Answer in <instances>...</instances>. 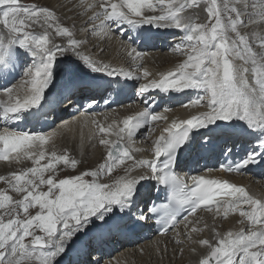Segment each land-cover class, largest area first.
<instances>
[{
    "label": "snow or ice",
    "instance_id": "6c2138e0",
    "mask_svg": "<svg viewBox=\"0 0 264 264\" xmlns=\"http://www.w3.org/2000/svg\"><path fill=\"white\" fill-rule=\"evenodd\" d=\"M239 2L244 3L245 0ZM202 5L207 12V22H195L196 12L184 15L187 9H200ZM85 7L99 9L94 10L89 18L92 24L90 31L105 38L117 34L116 29L120 25L136 28L150 24L174 27L186 33L182 37V42H187L185 48L181 49L179 44L175 46L186 58L174 69L161 72L158 78L141 83L139 94L144 96L154 90L164 93L201 90L203 95L183 106L200 107L203 104L207 110L188 119H173L164 127L151 141L152 159H137L131 145L136 142L140 129H147L143 134L147 139L152 122H167L168 116L164 113L168 109L155 112L145 107L124 118L122 127L116 121L105 127L93 119L92 123L101 134L99 144L107 148L104 162L96 169L63 178L58 175L63 168L58 166L76 169L79 161L66 152L58 155L57 151L51 150L49 154L45 146L56 136L55 131L30 133L4 127L0 130V160H8L14 153L15 160H32L34 166L12 172L11 178L0 175V180L21 194V198L14 200L6 190H0V210H3L0 211V264H24L33 258L39 264H57L58 259L65 255L87 254L92 245L104 243L106 228L128 227L113 223L109 213L116 206L121 211L130 209L137 185L150 177L167 186L170 193L166 202L149 208V212L158 217L157 223L165 233L180 222L178 217L181 214H184L182 219L188 221L189 216L202 206L209 211L214 207L216 215L223 217L239 212L240 217L249 222L247 230L241 227L236 232L227 231L223 235L217 232L215 244L208 239L199 240L200 244L210 248V254L199 260V264H264V199L228 180L210 179L202 174L181 176L175 171L179 149L188 143L193 130L206 128L217 121L240 120L253 132L264 134V52L254 51L248 37L238 30V25L243 23L241 12L235 6L229 7L227 2L221 6L218 0H98L96 4H86ZM157 9L159 14H156ZM259 14L264 18V8ZM96 21H99V33H96ZM34 26L42 31L32 30ZM0 27L7 30V35L0 32V47L19 45L39 57L26 70L25 79L19 85L3 89L9 102L2 107L0 118L40 105L55 79L58 57L68 54L77 57L92 71L113 78L143 80L152 75L139 63H136L137 71L143 70L137 74V71L94 60L81 51L85 42L73 38L74 33L68 27L60 26L55 12L49 7L23 4L20 0H0ZM53 33L67 37L66 43L52 42L50 37ZM260 45L264 48V37L260 38ZM121 47L133 62L143 59L144 54L135 47L123 43ZM4 59L5 56L0 54V63ZM237 60L243 63H235ZM248 64L253 66V82L247 76L250 71ZM21 90L24 91L23 96L19 94ZM94 103L91 101L88 106ZM67 127L69 121H63L61 128ZM113 133L115 140L105 138V134ZM259 147L264 149V138L259 140ZM161 157L166 159L161 161ZM261 158H264V152L253 151L235 165L227 163L220 167L228 172H240ZM126 160L133 163L131 167L124 168V175L111 182H101L102 177L110 176ZM136 168H147L149 173L130 175ZM44 187L47 190H43ZM93 217L101 221L95 226L99 231L90 236L86 244L73 243L76 234L84 233L93 223ZM138 219L147 220L148 216L141 214ZM240 223L243 224L244 220ZM36 230L42 234H37ZM191 231L200 229L192 228ZM188 235L191 238V233ZM29 237L30 241L25 243ZM70 264H73L71 260Z\"/></svg>",
    "mask_w": 264,
    "mask_h": 264
},
{
    "label": "bare ground",
    "instance_id": "6f19581e",
    "mask_svg": "<svg viewBox=\"0 0 264 264\" xmlns=\"http://www.w3.org/2000/svg\"><path fill=\"white\" fill-rule=\"evenodd\" d=\"M22 1L26 2L32 0ZM22 1L21 3H23ZM228 1L231 7L235 6L241 12L240 19L243 21V23L238 26V30L240 31V33L248 37L249 43L254 51H256L257 53L264 52V48H262L260 45V38L264 37V18H262L259 14L261 8H264V3H262V0H245L244 3H240L239 0ZM25 2L23 4H25ZM36 2V5L39 3L40 6L49 7L52 11H54L58 18L59 25L62 27H68L71 31H73V38L84 41L85 43L81 46V51L91 56L94 60L109 64L112 67H124L131 71H137L136 63L142 64L143 68H146L152 74L150 77L143 79V82H148V80L150 79L158 78L161 72H166L168 70L174 69V67L178 63L182 62L186 58L185 55L183 57H176L172 53H169L168 50H164L161 48H145L143 45V48H139L138 46L135 47L139 52H142L144 54L143 59L137 62H133L131 58L126 54L125 48L121 47V44L123 43L124 45H130V43H132L133 40L136 39L137 33L134 29L130 30V43H128L121 37L120 33L122 32L119 30L120 27L116 29L117 34H114L111 38H105L90 31V29L92 28V24L89 23V18L93 15L94 10L98 11L99 9H87L85 5L96 4L98 0H39ZM113 2H117V0H113ZM224 2L225 0H218V3H220L221 6H223ZM188 12L190 14L196 12L197 15L202 17L204 20L207 17V12L203 5L200 9H195L191 12L188 10ZM156 14H159V9L156 10ZM95 23L96 33H99L101 31V29L99 28V21H96ZM142 29L143 35L156 33V30H154L151 25H143ZM33 30L36 32L42 31V29H40L38 26H34ZM0 32H3L5 35H7L6 29H2V31ZM50 39L52 40V42L58 44L66 43L67 41V37L55 36L54 33L51 35ZM5 48H7L6 45L0 47V54L3 55V50ZM11 52H14V49ZM63 58L65 60H63L61 63H56V72L57 69L66 71L70 68L80 66L82 69L92 73L89 74V77H98L101 75V72L97 73L92 71L74 55L68 54L63 56ZM34 62H36V60ZM235 63L241 64L243 62L237 60L235 61ZM247 67H249L250 69L249 73L247 74L248 79L250 82H253V72L251 71L253 66L251 64H248ZM142 70L143 69L137 71V74H140ZM9 74H12V72L10 71ZM24 79L25 77L20 79L19 81H15L16 83L13 82V85H19ZM107 79L110 80V83L119 82L117 78L116 80H111L110 78ZM130 81L136 82V80ZM71 88L72 86L63 87L60 91L48 97L47 100L45 99L47 98V95L44 96L45 98L40 103V105L43 106V109L40 110V115H42L40 120L45 121V123L47 124L46 129H43L41 127L37 129L36 126L35 129L25 128L24 130L25 132L30 133L45 134L55 131L57 133L56 136L49 141L48 145L45 146L49 153L51 150L57 151L58 155L66 152L71 157L79 161L78 165L80 163H87L89 165H93L92 167H94L98 163L105 160L107 148L99 144L101 134L99 133L96 124L92 123V120L94 119L93 117L87 114L86 116H84V118H82L79 117V115L71 113L74 110L72 99L74 97L85 98L90 91L85 87H74L72 90ZM70 90V98L62 105V107H67V109L63 110L61 108V105L59 106L61 102L60 97H63V95L67 94ZM19 94L23 96L24 91L21 90ZM177 94L178 92H173L172 98L178 100L177 98L179 97L176 96ZM148 96H150L149 93H146L143 97ZM193 96L194 94L191 92L184 97L195 99ZM96 97L97 95H95L91 100H95ZM8 102L9 98L7 94L4 93L3 89L0 90V103L3 106H6ZM144 108L145 105L142 103L141 99L138 98V96H133V98L128 100V102L118 104L115 109L110 108L106 112L97 114L95 120L100 125L105 127L112 124L113 121H116L117 124L122 127V121L124 118H126L128 115H133L137 112H140ZM31 109L27 110L28 114L26 115V117H28L32 113ZM206 110L207 108L202 104L196 111H193L191 113H189L188 110L184 111L182 107L173 109L166 115L170 120L190 115L189 117H185L186 119H188L191 117V115ZM63 121H69V127L61 128V124ZM234 121L237 123L240 120H233L231 122ZM218 122L219 124H222L224 121ZM231 122L224 123L228 124ZM241 122L246 124L244 121ZM216 124L217 123L208 125L206 128L215 126ZM162 127L163 124L159 122L153 125L147 139H145L143 136L144 132L147 129H140L137 132V135L135 137L136 142L131 145L132 153L137 159H140L142 154L146 159L154 157L152 147H150L151 143H149V139L153 137L151 136L153 128L161 130ZM255 133H258L259 138L262 137V133ZM105 138L111 140L116 139L114 133L112 135L105 134ZM241 141L245 144L248 142L246 139H241ZM256 145H259V141L255 140L249 144L248 148L255 147ZM15 155L16 154H13L12 157L6 162H0V175H8L10 172L16 171L17 167H20L19 163L21 160H15ZM132 163L133 161H125V164L115 169L112 174L118 175L121 172V175H124V168L131 167ZM61 166L62 165H60V168H63ZM140 171L141 168H136L130 173V175L135 176L140 173ZM47 175L48 174L46 173V176ZM237 180L240 181V179ZM242 181L250 184V187L252 189L262 192V195H264V181L259 179L251 180L250 182L247 179H243ZM140 196L141 199L144 200L146 198V190L141 191ZM149 196L151 195L149 194ZM142 206L143 205H141V203L140 206L137 205V207L140 208ZM117 207L118 206L114 207L113 209ZM244 207L247 208V206ZM214 211L215 208L208 213H201L204 214V216L196 215V217L198 216L196 221L195 219H193V221L189 223V225L187 221L182 226V229L175 234L174 239H171L169 236L154 237L153 235H150L147 238H140L138 241L129 243L124 240H116V236L114 235V228H112L111 230L106 228L104 230L106 232L105 240L104 243L101 244V247L110 245L112 247V251L109 252L108 255H106L107 258L102 259V262H104L101 263L99 261V263L98 261L86 259L85 261H81L79 263L73 262V264H199V260L210 254V248L206 245L200 244L199 240L208 239L210 237L212 243L215 244L217 232L223 235L227 231L236 232L241 227L245 228V230H247L249 227V222L246 220V218L240 217L239 212H231L227 217H223L216 215V212ZM121 212H124V214H122L121 216L120 223H124V221L129 219L131 215L135 214V210H131V208ZM242 219L244 220L243 224L240 223ZM213 224L220 227L219 229L215 228V232L209 236L210 227ZM192 228L200 229V231L192 232ZM97 231H99L98 228L95 229V233ZM189 233H191V238H189ZM177 241H179V243ZM193 249H195V251H193ZM94 250L96 252L95 247ZM100 257L101 256L96 253H94L93 255V258L96 260H99ZM24 264H39V262L35 258H33L32 260L24 261ZM62 264H70V260L65 261V263Z\"/></svg>",
    "mask_w": 264,
    "mask_h": 264
},
{
    "label": "rangeland",
    "instance_id": "374dc122",
    "mask_svg": "<svg viewBox=\"0 0 264 264\" xmlns=\"http://www.w3.org/2000/svg\"><path fill=\"white\" fill-rule=\"evenodd\" d=\"M22 0H20V2H21ZM36 1H39V0H32V1H22L23 3L25 2V4H35V3H37ZM225 2H229L228 0H225ZM38 6H40V4L38 3L37 4ZM228 6L229 7H231V5L228 3ZM187 10H189L190 12L191 11H193V9H187ZM233 15H235V14H233ZM197 18L200 20V21H202V23L203 22H207V17L205 18V20L202 18V17H200L199 15H197ZM1 30L0 31H2V29L3 28H0ZM33 30V29H32ZM12 46H14V52H19L20 50H22V48L23 47H20L19 45H12ZM6 47H8L7 45H6ZM16 48H18V49H20V50H17ZM264 51V50H263ZM27 52H29V51H27ZM30 53V52H29ZM72 57V56H71ZM70 57V58H71ZM69 58V59H70ZM63 60H65L64 58H63V56H61V57H58V59H57V62H59V63H61ZM68 62V61H67ZM81 69V70H80ZM98 73V72H97ZM89 74H92L91 72H89V71H87V70H84V69H82L80 66H78V67H73V68H70L69 70H66V71H63V70H58L57 69V72H56V74H55V79L52 81V84L50 85V87H49V89L47 90V92L48 93H50V94H48L47 95V98H45L46 100L48 99V97H50L51 95H53V94H55V93H57L58 91H60L63 87H66V86H74V85H71V83L70 82H72V81H76V80H79V79H89V78H91V77H89L90 75ZM102 74V73H101ZM22 78H24V75H23V77H21L20 79H22ZM20 79H18V80H16V81H19ZM70 95V94H69ZM44 96H46V94H44ZM137 96V95H136ZM69 98H70V96H69ZM68 100V99H67ZM65 103V101L62 103V104H64ZM61 108L63 109V110H65V109H67V107H62V105H61ZM225 122V121H224ZM50 154V153H49ZM44 162H46V161H44ZM44 162H42V163H44ZM19 166L20 167H17L16 168V166H15V168H16V171H18V170H20V169H23V168H27V167H32V166H34V163H33V161L32 160H27V159H23V160H21L20 161V163H19ZM93 165H89V164H87V163H80L79 165H77V168L76 169H71L70 167H65V166H61V167H63V171H61V172H59L58 173V175L61 177V178H63L64 176H67V175H76V174H78L79 172H81V171H84V170H91V169H96L95 168V166L94 167H92ZM11 167H13V166H11ZM58 168H60V166H58ZM120 172V171H119ZM119 172H117V173H119ZM121 175V172L118 174V175H116V174H114V175H112V176H105V177H102V179H101V182H108V181H111V180H114L115 179V177L116 176H120ZM9 175H7L6 177H8ZM89 179H90V177H89ZM1 181V180H0ZM4 187V188H3ZM5 188H6V184H2V182H0V190H5ZM45 188V187H44ZM6 191L8 192V194L9 195H12L13 196V198H14V200L15 199H19V198H21V194H18V193H15L14 192V190H12L10 187H9V185H8V188L6 189ZM138 206H140V203H139V205ZM143 207V206H142ZM0 211H3V210H0ZM30 211V213H32V214H34V210L33 209H30L29 210ZM121 212V209H120V207L118 208H115V209H113V211H112V213H109V215H111L112 217H113V223L115 222V218H114V216H116V213H120ZM121 214V216H122V214H124V212H121L120 213ZM21 215H23V213L21 212ZM106 219H107V217H105ZM97 222V223H96ZM101 223V221H99L97 218H95V217H93V223H90L89 225H88V227L85 229V232L84 233H80L79 234V236L77 237V240H74L73 241V243H76L77 244V241H78V239L80 240L83 236H85V235H87V234H89V233H92V234H94L95 233V229H96V225H99ZM219 227L220 226H216V225H211V227H210V232H209V236L212 234V233H214L215 232V228H218L219 229ZM37 232V234H42L39 230H37L36 231ZM86 233V234H85ZM91 236V235H90ZM90 236H88L86 239H85V242L84 243H87V241H88V239H89V237ZM208 240L212 243V240L210 239V237L208 238ZM83 243V244H84ZM87 253H92V255H88V258L87 259H90V260H92V261H98L99 262V260H96V259H94L93 258V255H94V253H95V250H94V245H92V247L91 248H89L88 250H87ZM84 256V255H83ZM103 258H101V260H102ZM69 260H71L70 258H68L66 261H69ZM100 263V262H99ZM57 264H59V261L57 262Z\"/></svg>",
    "mask_w": 264,
    "mask_h": 264
}]
</instances>
